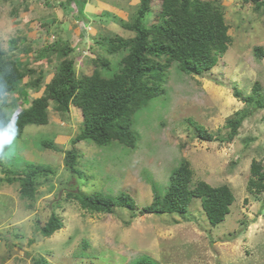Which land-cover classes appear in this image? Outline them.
<instances>
[{"label": "rangeland", "instance_id": "rangeland-1", "mask_svg": "<svg viewBox=\"0 0 264 264\" xmlns=\"http://www.w3.org/2000/svg\"><path fill=\"white\" fill-rule=\"evenodd\" d=\"M216 1L223 5L231 45L218 64L201 75L186 74L176 64L168 68L165 92L133 116L138 134L134 148L117 142L106 146L78 142L80 174H73L65 167L64 155L83 128V116L74 106L68 112L58 111L53 101L48 123L27 125L21 137L0 138V176H5V168L21 171L25 162L54 168L53 174L38 179L34 199L21 197L19 182L0 181V264H35L40 257L51 264H133L145 254L160 264H264V192L252 193L247 187L252 161L261 160L264 167V108L255 100L247 104L234 96L235 88L242 96L251 94L256 81L264 95V56L254 51L255 46L264 48V14L254 10L253 1ZM139 3L0 0V46L20 63L42 70L44 82L60 61L54 57L50 63L40 50L58 39L75 48L78 76L92 73V58L97 54L109 58L114 67L111 75L122 54L107 53L97 41L116 33L133 35L121 21H131ZM160 4L161 0L152 1L147 23ZM28 44L31 49L22 51ZM28 79L21 88H26ZM43 88L35 92L27 87L29 97L40 96ZM13 98L20 103V92L7 102ZM7 104V112L13 115L15 108ZM238 110L247 116L228 141L226 123ZM195 124L204 126L214 139H200ZM44 140H52L57 149L43 148ZM182 159L191 164L193 184L205 180L231 187L235 201L221 223H210L197 197L184 214L142 213L153 199L152 182L162 195L172 169ZM69 190L111 196L128 192L136 200V209L90 213L66 198ZM53 210L64 226L45 237L39 226Z\"/></svg>", "mask_w": 264, "mask_h": 264}, {"label": "trees", "instance_id": "trees-1", "mask_svg": "<svg viewBox=\"0 0 264 264\" xmlns=\"http://www.w3.org/2000/svg\"><path fill=\"white\" fill-rule=\"evenodd\" d=\"M73 0H70L72 2ZM87 0H82L86 3ZM153 0H140L131 21H121V26L134 34L123 36H101L98 44L109 54L121 53L114 73L108 57L97 54L92 58L94 69L91 74H77L74 47L58 39L40 50L50 63L58 58L60 63L49 81L44 82V72L20 63L0 46V138L21 137L29 124L42 125L50 120L49 107L53 101L58 111L68 112L71 107L80 109L83 116V128L71 141V147L65 150V167L73 174H80L77 169L79 151L76 144L91 141L99 146L117 142L125 147L134 148L138 134L134 130L133 116L151 99L165 92L167 70L173 64L186 74L201 75L215 67L232 43L228 33L229 25L225 21L223 5L216 0H161L160 9L147 23L152 11ZM254 2V10L264 14V0H245ZM12 48L16 49V40L12 39ZM31 49V45L22 47V51ZM258 57L264 56V48L255 46ZM29 77L26 88H21L24 78ZM42 94L29 97L28 88ZM16 91L21 94V102L8 97ZM234 96L251 104L257 101L264 108V95L261 85L255 82L252 93L242 96L235 88ZM15 110L10 115L6 104ZM8 105V104H7ZM247 113L238 110L227 120L230 128L225 138L232 141L238 134L239 127ZM199 137L205 141L214 139L204 126L195 124ZM43 148L56 150L52 140L41 142ZM3 163V162H2ZM4 164V163H3ZM5 176L0 181L19 182L21 197L34 199L38 193V179L54 173L51 165L25 162L21 171L4 169ZM193 169L187 159L172 169L169 186L160 195L152 182L153 199L143 206L142 213L162 214L189 211L194 198H200L202 207L212 225L225 220L235 195L227 184L213 186L205 180L193 184ZM252 193L264 192V167L261 160H253L247 183ZM67 199L76 200L81 208L90 213L111 214L116 207L136 209V200L128 192L116 196L103 192L83 193L69 190ZM135 212L132 216H135ZM64 226L62 219L53 210L46 222L39 226L45 237L52 236ZM35 264H51L40 257ZM133 264H160L150 255H141ZM176 264V263H165Z\"/></svg>", "mask_w": 264, "mask_h": 264}]
</instances>
